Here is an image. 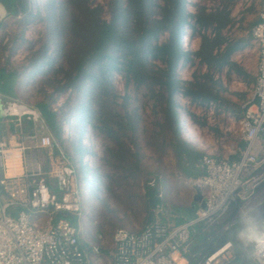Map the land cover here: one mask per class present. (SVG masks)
Segmentation results:
<instances>
[{
  "label": "trees",
  "instance_id": "obj_1",
  "mask_svg": "<svg viewBox=\"0 0 264 264\" xmlns=\"http://www.w3.org/2000/svg\"><path fill=\"white\" fill-rule=\"evenodd\" d=\"M211 1L217 5L215 11L209 12L204 3H196L195 11L191 13L187 9L188 0H110L109 20L103 16L104 9L94 7L92 0H63L62 4L58 3L48 11L51 15L48 19L46 17V21L51 27L46 31L50 42L46 44L40 60L43 65L50 66L52 76L56 74V77L61 76L65 80V88L88 98L79 108L83 123L88 118L97 134L106 133L114 141L120 140L119 129L127 137L129 131L133 132L138 141L140 127L136 120L138 113L131 109L132 97H125L123 105L119 107L113 77L116 73L120 74L129 95L134 90L153 104L157 140L162 139L163 144L168 140V146L175 150L179 160L186 159L188 163L183 169L185 175L197 179L196 168L203 155L182 136L179 95L191 99L193 103L214 101L223 109L236 110L238 103L216 76L227 66L236 73H244L240 66L231 61L233 54L243 48V39L235 40L232 36V30L242 18L240 16L237 20V17H232L240 0ZM28 9L27 0H13L9 7L10 15L14 17L21 13L28 14ZM187 32L191 40L201 38L198 51H186L183 47ZM49 46H52V56L47 54ZM181 65L196 67L192 81H185L179 75ZM15 78V73L9 72L6 67L0 69V94L3 97L14 95ZM32 108L41 113L44 124L68 155L61 142L64 135L62 109L55 110L47 103ZM149 131L145 130L146 133ZM119 145L124 151L122 160L129 162L130 148L122 143ZM131 157L138 158V161L142 158L136 154ZM45 181L52 190L57 187L51 179L46 177ZM152 181L154 186L150 185ZM165 183L161 174L154 175L146 183L148 219L145 227L156 220L179 226L186 219L195 217L197 210L193 207L183 209L174 220L162 212L166 209ZM237 211V207H234L220 223L210 228L204 225L197 227L206 230L196 238L197 241L202 239L196 245L203 253L201 260L226 243L233 242L231 231H226L225 227L231 223ZM63 216L74 224L78 222L76 216ZM113 238L114 235L112 242ZM235 249L237 258L229 264H251L242 252Z\"/></svg>",
  "mask_w": 264,
  "mask_h": 264
},
{
  "label": "built area",
  "instance_id": "obj_2",
  "mask_svg": "<svg viewBox=\"0 0 264 264\" xmlns=\"http://www.w3.org/2000/svg\"><path fill=\"white\" fill-rule=\"evenodd\" d=\"M196 3H204L209 12L217 8L211 0H188L187 7L191 13L195 11ZM188 33L184 36L183 46L186 51H194L193 46L188 49L191 40ZM251 36L259 58L252 97L241 119L232 114L226 115V130L243 143L239 148L231 147L229 153L239 154L240 159L204 157V175L192 184L203 197L205 207L202 208L199 203L195 217L179 226L156 220L141 231L117 230L113 238L112 264H179L178 258L189 254L199 225L205 228L217 225L234 207L238 211L241 207H254L264 215V197L261 202L259 199L264 193V5ZM228 87L234 93L247 91L246 83L236 76ZM180 99L184 108L186 104L192 105L209 123L216 121V103H193L182 95H179ZM20 105L28 112L17 117L29 116L42 129L41 134L30 138L36 149L42 148L51 154L58 152V155L51 160V167L47 170L39 158L33 154H29L33 157L27 156V148L22 143L17 146L21 154L28 158H24L25 173L22 177L7 178L2 183L9 198L7 203L0 201V264H93L91 254L102 256L105 237L97 236L100 245H93L90 253L82 244L81 228L66 218L58 217H83L81 190L76 183L74 164L44 124L41 113ZM11 148H15L11 141L0 143V166L5 170L8 169L7 155ZM46 177L57 182L59 190L64 193L61 200L47 185ZM150 185L154 186V181ZM10 208L18 209V215L11 214ZM237 213L226 225V231H231ZM34 215L47 217L46 223L40 225ZM234 251L233 242H228L196 264H229L237 258L236 254L232 257ZM249 257L254 264L258 260L259 264H264V257Z\"/></svg>",
  "mask_w": 264,
  "mask_h": 264
},
{
  "label": "rangeland",
  "instance_id": "obj_3",
  "mask_svg": "<svg viewBox=\"0 0 264 264\" xmlns=\"http://www.w3.org/2000/svg\"><path fill=\"white\" fill-rule=\"evenodd\" d=\"M62 1L27 0L28 14L21 13L18 17L11 16L9 8L3 5L4 14L0 18V69L6 67L16 76L14 95L8 98V102L20 103L30 108L47 103L55 110L62 109L64 135L61 142L74 164L76 183L82 196L84 226L81 241L99 244L96 237L103 235L105 243L102 256L112 259L114 252L112 236L115 232L119 229L139 231L146 225L148 204L145 198V186L151 177L161 174L165 178L166 187L163 193L166 209L164 212L171 218L178 217L181 214L180 209L190 208L198 191L192 184V180L195 179L188 178L183 171L188 165L186 159L179 160L175 150L168 146V140L165 144L162 143V139L157 140L158 131H156L153 104L147 101L144 95H138L134 90H131L132 95H129L120 74L116 73L113 77V84L119 96V107L123 105L125 97H132L131 109L138 113L136 120L140 127L139 140L136 141L137 136L133 132L129 131V137H127L119 129L120 140L114 141L106 133L97 134L88 118L83 123V115L79 108L88 98L73 94L65 88V80L61 76L56 77V74L52 76L50 66L43 65L40 60L41 53L50 42L49 39L47 40L46 31L51 27L48 20L46 21V17L48 19L51 15L48 11L58 3L62 4ZM92 1L94 7L104 9L103 16L110 20V0ZM246 1L240 0L236 5L240 10L239 18L240 16L242 18L239 28L232 30L235 40L249 37L252 28L250 26L255 22L257 16L255 11L261 0H254L251 5H248ZM201 42L200 37L190 40L188 49L193 46L194 51H198ZM4 47L5 50H3ZM48 48L50 50L47 54L52 56L54 54L52 46ZM60 61L62 62L61 59ZM187 68L188 65H181L179 75L184 76L189 69ZM191 68L190 71L196 69V67ZM81 94L83 95L84 92ZM232 99L236 103L239 102L236 98ZM181 103V99L178 100L182 124L186 127L188 120L192 124L195 123L194 125L198 124L197 122L201 123V120L195 116L197 111L194 107L186 104L185 109ZM147 129L150 131L146 133ZM119 143L130 148L129 162L122 160L124 151ZM132 154L139 155L142 157L141 160L131 157ZM33 156L39 158L45 169L50 168L43 153L34 151ZM137 161L139 166L136 169ZM53 184L56 182L53 181ZM53 190V194L61 200L64 193L60 192L58 187ZM64 217L66 216H59V218ZM232 257H235V251ZM231 262H234V259Z\"/></svg>",
  "mask_w": 264,
  "mask_h": 264
},
{
  "label": "crops",
  "instance_id": "obj_4",
  "mask_svg": "<svg viewBox=\"0 0 264 264\" xmlns=\"http://www.w3.org/2000/svg\"><path fill=\"white\" fill-rule=\"evenodd\" d=\"M253 1L254 0H247L246 3H248V5H251ZM263 5H264V0H261L260 5L257 8V11H255L257 16L255 19L254 25H256L259 22V17H260V13L263 10ZM248 7H246V9ZM239 15H240V10L236 7L232 13V17H237V20H238L241 18V17L239 18ZM254 25L252 26V28L254 27ZM239 26L240 25L238 23L235 28L238 29ZM251 30H250L249 37L241 38L243 39V48L235 52L231 58V61L236 63L238 66H240V69H242L244 73L243 74L236 73L235 71L231 70L227 66L223 70L222 73L216 76V79L220 81V83L228 91V93L233 95L234 98L238 99L239 102H238L237 109L236 110H229V109L226 110L220 107L218 102L211 101V102L216 103L218 107L216 121L214 123H209L205 119V117L201 115L199 112L196 113L195 116H197V118L201 120V123L197 122L198 124L196 125H194L195 123L192 124L191 121L188 120L187 126L185 127L182 124V121L180 119V123L182 127V136L184 140L185 141L188 140L187 142L191 144L193 147H195V149L201 152V154L203 155V158L197 164V168H196L197 175H198L197 179L201 178L204 175L203 161H204V157L206 156L211 155L220 160L229 159V160L235 161V160L240 159L239 154L231 155L229 153V149H231V147L235 146L239 148L240 145H242L243 143L239 137H236V135H233L226 130V127H227L226 115L232 114L236 116L237 118L241 119L245 114V106L252 97L251 91L257 79V68H258L259 58H258V53L254 50ZM188 68H187L188 70L184 73L185 75L182 76V78L185 81H192L194 71H190L192 70V68L189 65H188ZM234 76L242 79L246 83L247 91L242 92V93H234L228 89L230 81L232 80ZM0 96L3 98L5 105H7V103H9L8 98L3 97L1 94ZM41 133H42L41 127L38 124L33 123L32 120L29 118V116H24L21 118L12 117V118H7V119H0V143L11 141L13 147H15V148H11L10 152L7 155V168L8 169L5 170L0 166V201L2 203H7L8 198H9L6 193L5 186L2 184L3 181L7 178L9 179L20 178L25 173V162H24L25 156L21 154V151L20 149H17V146L21 145L22 143L27 148L26 154H33L34 151L35 152L40 151L41 153L44 154L46 162H48L49 164L51 160H55L57 158L56 156L58 155V153L54 152L53 154H51L49 151L45 149H42V148L36 149V145L34 141L30 140L31 137L35 136L36 134L39 135ZM257 152L259 153V149H257ZM56 185H57V182H56ZM163 185H164L163 187L164 189L166 187V183ZM196 197L191 207L196 208V210H198L199 203L196 201ZM263 197H264V193L263 195L259 197L260 202L262 201ZM183 209H180V211L182 212ZM9 212L13 214L14 216H17L19 213L18 209H13V208H10ZM164 214L166 213L164 212ZM170 214H173V213H170ZM59 216H63V215H58V217ZM71 216H75V215H71ZM34 218L37 221V223H39L40 225H44L47 221L46 220L47 217L45 216L38 218L34 215ZM64 218L68 219L67 217H64ZM77 218L79 219V223L77 222L78 225L77 224L75 225L81 228V238H82V235H83L82 228L84 226V220H83V217L82 218L77 217ZM169 219L174 220L175 217L174 219L169 217ZM196 229L197 231H195L194 233V240L191 245L189 254L184 257H180V258L177 257L179 264H196L201 260V256L203 255V253L202 251H200V249L196 247V245H197V242H199L202 239L197 241L196 238L200 234L204 233L206 230L205 229L199 230L198 228ZM82 244L84 248H86L88 251H90L92 246L95 245L93 244L92 241H82ZM97 245H100V243ZM244 255L246 259H248L251 262V264H254L251 261L249 255L247 254H244ZM91 259H92L93 264H112V259H106L103 256L97 257L91 254ZM99 260L101 261L99 262Z\"/></svg>",
  "mask_w": 264,
  "mask_h": 264
},
{
  "label": "clouds",
  "instance_id": "obj_5",
  "mask_svg": "<svg viewBox=\"0 0 264 264\" xmlns=\"http://www.w3.org/2000/svg\"><path fill=\"white\" fill-rule=\"evenodd\" d=\"M231 233L238 251L256 258L264 257V215L256 208L241 207Z\"/></svg>",
  "mask_w": 264,
  "mask_h": 264
},
{
  "label": "water",
  "instance_id": "obj_6",
  "mask_svg": "<svg viewBox=\"0 0 264 264\" xmlns=\"http://www.w3.org/2000/svg\"><path fill=\"white\" fill-rule=\"evenodd\" d=\"M13 0H0V3H2L5 7H11ZM25 108H22V105L16 102H9L7 105H5L3 98L0 96V119H7L12 117H17L23 112H25ZM196 201L200 203V206L202 208L205 207V202L203 197L199 194L196 197Z\"/></svg>",
  "mask_w": 264,
  "mask_h": 264
},
{
  "label": "bare ground",
  "instance_id": "obj_7",
  "mask_svg": "<svg viewBox=\"0 0 264 264\" xmlns=\"http://www.w3.org/2000/svg\"><path fill=\"white\" fill-rule=\"evenodd\" d=\"M4 7H2L1 5H0V18L3 16V14H4V9H3ZM25 112H28V111H25Z\"/></svg>",
  "mask_w": 264,
  "mask_h": 264
}]
</instances>
